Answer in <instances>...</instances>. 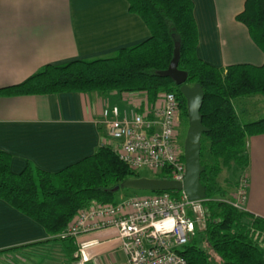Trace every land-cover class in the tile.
<instances>
[{"label": "trees", "instance_id": "16d2710c", "mask_svg": "<svg viewBox=\"0 0 264 264\" xmlns=\"http://www.w3.org/2000/svg\"><path fill=\"white\" fill-rule=\"evenodd\" d=\"M129 12L146 25L149 37L105 57L45 65L18 85L0 89L5 97L58 95L62 93H142L149 102L161 93H173L179 102L181 120L187 124L186 102L172 80L160 77L180 45L178 70L187 74L188 86L204 92L200 110L202 125L200 183L205 189L202 206L204 228L196 232L180 255L187 264H264V218L231 206L229 190L237 189L249 162L247 137L264 135V117L245 122L237 114V99L264 98V62L217 68L196 54L198 32L191 0H126ZM251 41L264 55V0H245L235 16ZM11 156L0 150V200L43 228L47 240L0 251V255L23 250L51 248L58 264H73L78 251L75 239L65 235L73 216L89 202L116 204L115 196L132 172L108 144L91 156L50 173L27 162L20 174L10 171ZM225 169L228 188L218 186ZM157 179H166L165 173ZM119 189L117 190V188ZM125 190V189H124ZM133 192V191H132ZM149 193L150 195L161 194ZM177 198L178 192H165Z\"/></svg>", "mask_w": 264, "mask_h": 264}, {"label": "crops", "instance_id": "0c3cea01", "mask_svg": "<svg viewBox=\"0 0 264 264\" xmlns=\"http://www.w3.org/2000/svg\"><path fill=\"white\" fill-rule=\"evenodd\" d=\"M191 1L200 60L217 68L263 64L264 55L235 21L245 0ZM148 37L126 0H0V89L20 84L45 65L109 56ZM121 97L99 92L0 95V150L11 156L10 171L20 174L30 162L55 173L91 156L105 140L97 123L102 107L123 106ZM245 146L252 185H264V135L247 137ZM256 192H249L245 209L264 218V195ZM48 238L42 227L0 200V251ZM75 242L78 248L87 244L86 260L79 256L73 264H126L115 230L82 234ZM17 253L2 254L0 261Z\"/></svg>", "mask_w": 264, "mask_h": 264}, {"label": "built area", "instance_id": "2783aa9c", "mask_svg": "<svg viewBox=\"0 0 264 264\" xmlns=\"http://www.w3.org/2000/svg\"><path fill=\"white\" fill-rule=\"evenodd\" d=\"M123 106L105 104L98 125L105 131L103 144L134 173H165L166 180L183 183L185 163L178 143L181 111L173 93H161L149 102L142 93L121 94ZM248 179L239 181L227 200L245 211ZM203 201H191L184 192L133 197L116 204L91 201L70 220L65 235L78 236L98 230H115L126 264H187L180 251L204 228ZM202 227V228H201ZM81 244L74 257L86 260ZM264 250V245H263Z\"/></svg>", "mask_w": 264, "mask_h": 264}, {"label": "water", "instance_id": "95a60500", "mask_svg": "<svg viewBox=\"0 0 264 264\" xmlns=\"http://www.w3.org/2000/svg\"><path fill=\"white\" fill-rule=\"evenodd\" d=\"M180 59V45L175 43L173 58L166 70L158 73L160 77L169 78L179 87L180 94L186 102L188 128L183 143V159L185 176L183 183L166 179H152L148 177L131 178L123 182L121 189L133 192H184L191 201H203L205 189L200 183V175L204 167L200 162L201 137L208 130L202 125L200 110L204 92L201 86L186 84L187 74L178 70ZM119 187L117 188V190Z\"/></svg>", "mask_w": 264, "mask_h": 264}, {"label": "rangeland", "instance_id": "374dc122", "mask_svg": "<svg viewBox=\"0 0 264 264\" xmlns=\"http://www.w3.org/2000/svg\"><path fill=\"white\" fill-rule=\"evenodd\" d=\"M234 107H235L237 114L245 122L256 121L264 117V98L259 95L237 99L234 102ZM187 128H188V122L186 124L183 119L180 120L178 143L182 147V149H183V143H184L185 135L187 132ZM138 174L140 175L139 177H148L152 179H157L155 178L156 175H153L149 172L143 171ZM245 176L248 179L247 196L249 195V192L252 190V188H253V191H257L256 195H259V194L264 195V185H260V184L252 185L248 170L242 173L240 180H243ZM228 180H229V173L227 172V170L223 169L217 178V184L220 187L228 188L230 187L227 185ZM254 187H255V190H254ZM235 191L234 189L229 190L228 196L231 199L234 197ZM149 195H150L149 192H132L129 190L120 189L119 192L115 196V201L120 202L122 200L131 199L133 197L141 198V197H145ZM53 250L54 249H51V248L49 249L40 248V249H33V250H23L17 254H7L4 257H2L0 264H58V262L56 261V256L54 258L53 257L54 255H51L49 253V252H53Z\"/></svg>", "mask_w": 264, "mask_h": 264}]
</instances>
